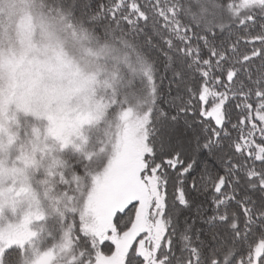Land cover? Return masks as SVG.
Wrapping results in <instances>:
<instances>
[{
	"label": "snow or ice",
	"instance_id": "snow-or-ice-1",
	"mask_svg": "<svg viewBox=\"0 0 264 264\" xmlns=\"http://www.w3.org/2000/svg\"><path fill=\"white\" fill-rule=\"evenodd\" d=\"M107 53L111 122L62 153L36 264H264V0H62ZM37 237L0 236V264Z\"/></svg>",
	"mask_w": 264,
	"mask_h": 264
},
{
	"label": "rangeland",
	"instance_id": "rangeland-1",
	"mask_svg": "<svg viewBox=\"0 0 264 264\" xmlns=\"http://www.w3.org/2000/svg\"><path fill=\"white\" fill-rule=\"evenodd\" d=\"M68 24L31 0H0V236L36 235L33 264L50 251L46 225L28 228L51 214L45 179L65 149L115 120L107 53Z\"/></svg>",
	"mask_w": 264,
	"mask_h": 264
},
{
	"label": "trees",
	"instance_id": "trees-1",
	"mask_svg": "<svg viewBox=\"0 0 264 264\" xmlns=\"http://www.w3.org/2000/svg\"><path fill=\"white\" fill-rule=\"evenodd\" d=\"M31 1L36 3L39 7H41L43 12L52 16L55 20H60L69 23L68 25L70 26L69 27L70 29H74L77 32H80L83 36L87 37V40L91 44L95 45L96 47H100V49H103L102 45L94 37L89 35V33L86 32L80 24L71 20V18L68 16L66 11L62 8V0H31ZM109 94L112 97V100L111 99L110 100L112 101V103H114L115 97L113 91L109 92Z\"/></svg>",
	"mask_w": 264,
	"mask_h": 264
}]
</instances>
